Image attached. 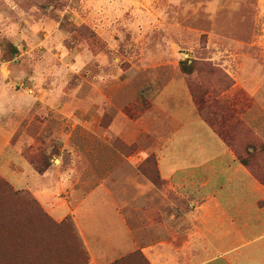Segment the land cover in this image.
<instances>
[{"label":"rangeland","instance_id":"374dc122","mask_svg":"<svg viewBox=\"0 0 264 264\" xmlns=\"http://www.w3.org/2000/svg\"><path fill=\"white\" fill-rule=\"evenodd\" d=\"M263 83L264 0H0V129L34 169L77 175L80 191L131 155L161 185L154 150L167 121L156 112L152 122L150 110L163 87L162 103L186 107L184 85L198 114L261 175L264 140L232 95L250 105ZM5 157L4 147L0 164Z\"/></svg>","mask_w":264,"mask_h":264},{"label":"crops","instance_id":"0c3cea01","mask_svg":"<svg viewBox=\"0 0 264 264\" xmlns=\"http://www.w3.org/2000/svg\"><path fill=\"white\" fill-rule=\"evenodd\" d=\"M164 87L150 110L152 122L156 112L167 121V137L154 150L160 186L138 170L141 161L131 155L117 174L110 172L80 191L75 187L79 177L63 176L59 165L36 171L20 141L1 129L0 149L5 147L6 157L0 179L15 190H27L55 223L69 220L86 251V264H115L134 253L143 259L128 257L119 264H264V160H257L261 180L198 114L185 85L184 109L161 102ZM233 95L236 114L264 140V91L250 94L247 106ZM129 167L135 172H128ZM11 227L34 233L37 243L24 240L26 254L20 256V247L0 235V250H15L0 253V263L51 260L40 217Z\"/></svg>","mask_w":264,"mask_h":264},{"label":"trees","instance_id":"16d2710c","mask_svg":"<svg viewBox=\"0 0 264 264\" xmlns=\"http://www.w3.org/2000/svg\"><path fill=\"white\" fill-rule=\"evenodd\" d=\"M180 69L184 74H191L194 71V64H189L187 60L180 61ZM246 130V128H244ZM251 134L249 129L246 130ZM248 135V134H247ZM235 152L238 160L247 166L252 173L263 180L258 171H256L254 165H252L247 157L241 156L236 149L233 147L232 143L224 140ZM260 142V148L264 152V143ZM254 145H250L248 150H254ZM247 155L253 156V152L248 153ZM254 157V156H253ZM256 163V162H254ZM45 167L35 168L36 171L42 172ZM156 172V169H155ZM156 178L158 179V175L156 174ZM38 217L41 218V224L45 225V240L47 244V254L51 257V260L47 261V263H38V264H86L87 262V254L84 250L80 239L77 236L71 222L69 220H64L61 223H55L38 205V203L34 200V198L30 195L27 190H15L13 189L5 180L0 179V235L2 239L6 243H10L12 245H17L20 249H16V253L20 256L26 254V250L23 247L25 243L24 240H31L37 243V235L32 232H28L25 230H14V227H11L12 223H26L31 220V218ZM25 225V224H23ZM37 225V222H35ZM36 227H33L35 230ZM14 243V244H13ZM36 245V244H35ZM14 249H1L0 253L4 255H11L14 253ZM130 257V256H128ZM128 257L120 259L115 264L122 263ZM132 257H143L139 253L132 254ZM0 264H37V263H28V262H3Z\"/></svg>","mask_w":264,"mask_h":264}]
</instances>
